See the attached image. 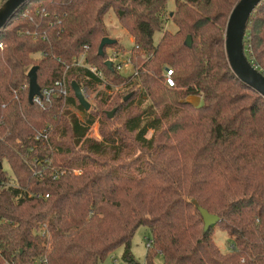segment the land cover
I'll return each mask as SVG.
<instances>
[{"label": "trees", "instance_id": "obj_1", "mask_svg": "<svg viewBox=\"0 0 264 264\" xmlns=\"http://www.w3.org/2000/svg\"><path fill=\"white\" fill-rule=\"evenodd\" d=\"M238 2L176 0L178 30L157 44L168 0H28L18 9L0 31V262L101 264L125 246L124 261L140 264L130 247L147 227L145 264H264V98L237 78L225 49ZM114 16L133 45L111 38L105 56L128 53L131 76L98 55ZM244 47L264 73V0ZM34 66L41 90L65 79L68 96L31 104ZM73 82L116 117L83 108ZM189 96L200 105L184 103ZM96 124L100 140L90 137ZM197 206L220 218L206 233Z\"/></svg>", "mask_w": 264, "mask_h": 264}, {"label": "water", "instance_id": "obj_2", "mask_svg": "<svg viewBox=\"0 0 264 264\" xmlns=\"http://www.w3.org/2000/svg\"><path fill=\"white\" fill-rule=\"evenodd\" d=\"M28 0H7L0 8V31L6 26L9 20L15 15L18 9ZM263 0H239L232 10L226 29L225 49L231 69L237 78L246 86L256 91L264 98V73L259 71L252 65L245 54L244 38L247 31L248 22L251 15ZM116 40L109 37L102 39L98 55L105 57V48L116 44ZM188 44H192L191 36L188 37ZM105 66L109 70H113V63L106 60ZM29 77V102L34 103L36 96L41 95V87L38 84V67L34 66L28 73ZM73 92L79 104L86 110H90L91 104L88 102L83 90L78 83H72ZM132 95H128V100ZM184 103H188L194 107H198L201 103L199 96H189ZM116 110L109 112V118H113ZM204 221V231L216 225L220 218L217 215L209 213L206 209L197 206Z\"/></svg>", "mask_w": 264, "mask_h": 264}, {"label": "rangeland", "instance_id": "obj_3", "mask_svg": "<svg viewBox=\"0 0 264 264\" xmlns=\"http://www.w3.org/2000/svg\"><path fill=\"white\" fill-rule=\"evenodd\" d=\"M176 9V0H168V4H167V8H166V24L164 26V30L161 32H157L154 36V41L157 44L160 39L163 36V33L165 31H169L171 33H175L178 30V27L169 20V14L174 12ZM109 19V18H108ZM110 22V23H109ZM109 27L112 30L111 32V37L110 38H114V37H118L120 38V41L122 44H125L128 49H130V47L133 45V41L130 38V36L126 33V31L124 29H122L119 25V22L117 21L116 17H110L109 19ZM106 54L107 56H105V58H107L108 60H110V58H112L111 56H113L115 54V51L112 48H107L106 50ZM128 53L125 54H119V58L116 59L114 58V62L117 63H123L122 67H121V73L125 76H131L134 73L133 67L131 64H129L127 62V57H128ZM39 57V55H35V58ZM33 68V67H32ZM31 68V69H32ZM30 69V70H31ZM115 91H117L118 89H120L121 87H118L119 85H113ZM104 87V86H103ZM102 87V88H103ZM99 89V90H102ZM97 92H94L92 94H90V96H87L85 93L84 95L86 96L88 102L91 104V110L95 109V110H101L103 112V110H109V111H113L111 110V107H105L102 108L99 105H97V101L95 99ZM79 115H81L79 113ZM114 118L116 117L113 116ZM125 118V115L120 114V117L118 119H116V124L117 125H121L120 123L122 122V120ZM90 137L96 140H100L102 138V134L100 131V126L99 124H96L91 132H90ZM68 138L65 139V141L68 142ZM5 169L9 172L10 168L8 167L7 164H4ZM215 234L213 235V239L216 242V244L222 249V250H227L229 248L228 244H227V240H228V236L226 234V232H224L223 230L216 228L215 230ZM151 239V232L147 227H140L133 239H132V243H131V252L134 255L135 259L140 262V264H145V256H146V251H147V244L149 242V240ZM125 246L118 248L114 253H112L103 263L101 264H127L124 259H123V255L125 253ZM162 260L159 259V262H161ZM2 263V262H0Z\"/></svg>", "mask_w": 264, "mask_h": 264}, {"label": "built area", "instance_id": "obj_4", "mask_svg": "<svg viewBox=\"0 0 264 264\" xmlns=\"http://www.w3.org/2000/svg\"><path fill=\"white\" fill-rule=\"evenodd\" d=\"M166 19V16L164 17ZM119 54H117L115 52V54L113 56H111L112 58H110V61H112L113 63V67H115L117 70H119L121 72V67H122V64L123 63H115L114 62V58L118 59ZM83 58L84 56H82L81 60H79V62L77 63L78 65H83ZM127 62L129 64H131V59L129 58V55L127 57ZM90 69L97 74V76L101 79V80H105V76L102 72H99L97 71L95 68L93 67H90ZM165 78H166V82L167 84L170 86V87H173L175 86V81H174V78H173V71L168 69L166 70V73H165ZM84 92V91H83ZM68 96V89H67V85H66V82H65V79L61 80V81H57L55 83V86L50 88V89H44V90H41V95L40 96H36L35 99H34V102L35 103H38L40 106H43L45 103H48L50 102L51 98L52 97H57L59 99L61 98H66ZM151 244V242L149 241L148 242V246ZM0 264H12L8 261H4Z\"/></svg>", "mask_w": 264, "mask_h": 264}, {"label": "crops", "instance_id": "obj_5", "mask_svg": "<svg viewBox=\"0 0 264 264\" xmlns=\"http://www.w3.org/2000/svg\"><path fill=\"white\" fill-rule=\"evenodd\" d=\"M133 41V40H132Z\"/></svg>", "mask_w": 264, "mask_h": 264}]
</instances>
